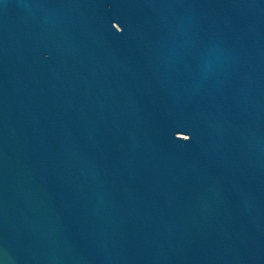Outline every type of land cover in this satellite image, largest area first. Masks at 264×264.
<instances>
[{"label": "water", "instance_id": "obj_1", "mask_svg": "<svg viewBox=\"0 0 264 264\" xmlns=\"http://www.w3.org/2000/svg\"><path fill=\"white\" fill-rule=\"evenodd\" d=\"M0 264H264V0H0Z\"/></svg>", "mask_w": 264, "mask_h": 264}]
</instances>
